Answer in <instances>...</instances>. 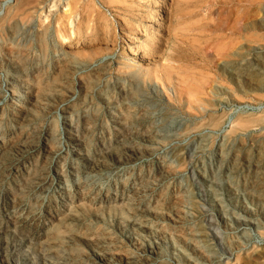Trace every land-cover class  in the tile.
<instances>
[{
  "label": "rangeland",
  "instance_id": "374dc122",
  "mask_svg": "<svg viewBox=\"0 0 264 264\" xmlns=\"http://www.w3.org/2000/svg\"><path fill=\"white\" fill-rule=\"evenodd\" d=\"M4 1L0 264H264V0Z\"/></svg>",
  "mask_w": 264,
  "mask_h": 264
},
{
  "label": "bare ground",
  "instance_id": "6f19581e",
  "mask_svg": "<svg viewBox=\"0 0 264 264\" xmlns=\"http://www.w3.org/2000/svg\"><path fill=\"white\" fill-rule=\"evenodd\" d=\"M10 0H5L3 3L6 5L8 2H9ZM191 84H193V83H191ZM197 84V83H196ZM183 86V85H182ZM186 88H188V87H186ZM190 88V87H189ZM192 88V87H191ZM193 102V101H192Z\"/></svg>",
  "mask_w": 264,
  "mask_h": 264
}]
</instances>
